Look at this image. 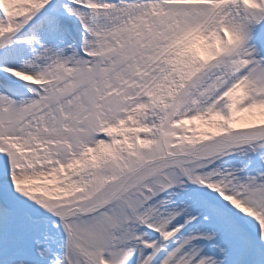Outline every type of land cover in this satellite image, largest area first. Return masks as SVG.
Here are the masks:
<instances>
[{
    "label": "snow or ice",
    "instance_id": "6c2138e0",
    "mask_svg": "<svg viewBox=\"0 0 264 264\" xmlns=\"http://www.w3.org/2000/svg\"><path fill=\"white\" fill-rule=\"evenodd\" d=\"M0 264H264V0H0Z\"/></svg>",
    "mask_w": 264,
    "mask_h": 264
}]
</instances>
